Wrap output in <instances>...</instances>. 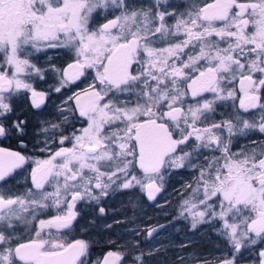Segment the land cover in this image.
Masks as SVG:
<instances>
[{
  "label": "snow or ice",
  "instance_id": "6c2138e0",
  "mask_svg": "<svg viewBox=\"0 0 264 264\" xmlns=\"http://www.w3.org/2000/svg\"><path fill=\"white\" fill-rule=\"evenodd\" d=\"M48 49L67 62L37 66ZM48 72L56 84L37 91L29 80ZM50 92L58 122L33 133L46 158L0 147V182L30 168L22 194L0 191V264H152L155 227L96 256L87 229L71 241L66 231L77 203L104 216L117 192L155 200L183 168L196 186L180 215L226 241L218 264H264V0H0V138L27 148L16 100L41 109Z\"/></svg>",
  "mask_w": 264,
  "mask_h": 264
},
{
  "label": "trees",
  "instance_id": "16d2710c",
  "mask_svg": "<svg viewBox=\"0 0 264 264\" xmlns=\"http://www.w3.org/2000/svg\"><path fill=\"white\" fill-rule=\"evenodd\" d=\"M180 0L176 1L179 2ZM184 1H181V3ZM56 50V49H55ZM56 52V51H55ZM40 56H37V61L39 62V66L41 68H47L49 59L45 62H40ZM51 62L55 63L58 67L62 66L67 62V58L64 57L63 54L54 55L51 58ZM51 72L46 73L44 80L36 79L35 87L40 91H49L50 85H55L56 80L54 77L51 76ZM52 99V97H50ZM57 96L54 94V98L56 99ZM54 100H51V102ZM59 101V99L57 100ZM16 111L17 114L20 115L22 119H27L28 126H27V133L28 135L25 137L26 143L28 145L33 144L35 135L33 134L35 130L38 128V116H37V109L31 108L30 99L26 102V100L19 98L16 100ZM69 128V130H71ZM0 145L15 148L19 145V142L15 138H0ZM34 152L31 150L29 151V155L31 157ZM30 172V168L26 170H19L16 174H13V177L8 183L9 189L3 190L5 195H19L25 191L26 186H30V181H26L25 177L28 176ZM175 171L171 170L170 174L166 175L164 178L163 186L161 188V193L159 192V196L156 200H148L146 195H141L139 192V198L136 207H132L133 199L129 197L134 192H128L127 194H123L120 192L115 193L112 197V201H110V206L113 210L110 212L109 208L107 213L104 216L99 215V209L97 206H86L87 213L85 214L86 218V225L88 230L87 238H91L94 241H98L96 246L93 248V255H99L100 253L106 252L109 248L107 241L109 239H117L118 243L125 244L127 241L130 240H140L143 242L145 237L147 236V230H141L139 236H131L128 227L131 220H134V223H137V226H152L157 229L158 235L161 233H165L166 231H170L171 228L175 226H180L177 232V235H171V239H164L162 243L159 244H152L151 246L156 249H159L158 254L154 257L152 264H181V261L184 257L192 255H202L205 253H210L211 250L218 252L219 250H225L229 255V247L226 241L216 233L214 228L206 229L202 234L198 233V229L193 230L190 224H185L184 222L181 223L180 220H176V216L180 215V194L177 196L175 195L176 189L179 188L178 182L175 181ZM187 174V173H185ZM183 177V182L189 183L192 180L191 176L185 175ZM163 189V190H162ZM137 191V190H136ZM135 191V192H136ZM172 192V195L170 194ZM169 193V196L167 197ZM173 197V198H172ZM182 197V196H181ZM111 198V196H110ZM128 199V205L125 207V211L121 210L120 208L123 207L120 202L125 201ZM165 198V199H164ZM169 198V200H166ZM119 199H122V201ZM131 199V200H130ZM118 201V203H117ZM105 203H101L100 206H106ZM98 218V222L93 223L92 219ZM117 220L120 222L117 223ZM122 221V222H121ZM115 222L118 225V230L115 232V229H111L112 231L109 234L101 233L100 228L102 225L106 223ZM133 223V224H134ZM97 224V225H96ZM96 225V226H94ZM163 226V227H160ZM190 227V228H189ZM218 227V226H216ZM127 228V233L124 231ZM157 234L153 235V238L158 236ZM184 237H188L187 241L189 244L181 246ZM153 242L152 238L150 242ZM179 245V246H178ZM142 246V245H141ZM202 258V256H200ZM131 261H128V263ZM184 264L187 262L184 261ZM239 264H248V261L241 260Z\"/></svg>",
  "mask_w": 264,
  "mask_h": 264
},
{
  "label": "rangeland",
  "instance_id": "374dc122",
  "mask_svg": "<svg viewBox=\"0 0 264 264\" xmlns=\"http://www.w3.org/2000/svg\"><path fill=\"white\" fill-rule=\"evenodd\" d=\"M176 1H178V0H174V3H181V1L186 2V0H180L179 2H176ZM145 2H151V0H145ZM58 54H63V53H62L61 50H58V49H56V50L55 49H48L45 52H41V53L36 54V56H38V57L40 56V59H41V60H39L40 62H42V61L45 62L48 59L52 58L54 55H58ZM33 62L36 63L37 66H39V64H38L39 62L37 61V58L34 59ZM50 74H51L52 77H54L52 73H50ZM35 81H36L35 78L32 79V80H29L30 83H33V86L34 87H35V83H34ZM83 87H85V84L84 83H81V87H79V88H83ZM79 88H77V87L75 88L74 87L71 90H69L70 88H66V90L64 89L65 90V95H71L73 92L78 91ZM36 90L37 91H40L38 89H36ZM64 90H62V92ZM50 93L51 94H55L58 98L61 96L60 93H55V92H50ZM29 96H30V94H29ZM53 100H55V101H52V102L50 101L49 102V100L47 98L46 101H45V104L42 105V107H41L42 109L40 111L42 114L37 115L39 122L42 121V120H45V119L50 120L53 123L58 122L57 117H59L60 114L56 110V108L54 107V102L56 104H59L60 101H56V99H53ZM27 101L28 100H26V102ZM221 111H223V110H221ZM219 119H221V117L220 116H217V120H219ZM39 122H38V124H39ZM65 134H69V133H65ZM44 138H45L44 134L41 133L39 136H37L36 141L43 142ZM57 139H58V136H57ZM246 144H247V141L245 139H240V140L234 142L233 151H237L238 149H240L241 147L245 146ZM37 159H43V157L40 156ZM173 171L176 172L175 173V181H177L178 182V185H179V188L176 189L175 195L178 196L180 194L182 196V197L180 196L181 199L179 201L180 202V205H181V208H180L181 209L180 210V213H181L183 211V201L186 200V199H192V189L195 188V186H196L195 179H194L195 172L191 168L176 169V170H173ZM185 173H187V174H185ZM184 174L192 177V180L189 183H187L185 181L183 182V177H186V176H184ZM188 185H192V188H189ZM138 192L139 191L137 190L136 192L132 193V195L129 196V197H131L133 199V204L131 205L133 208L136 207V204L138 202V200H136V199L139 198ZM170 194L172 195V192L171 191H170ZM114 195L115 194L110 195L111 198L105 197L101 201V203H103L104 201H106L107 211H108V208H109L110 212H112V210H113L109 206H110V201H112V197ZM158 196H159V193H157L156 199H157ZM168 196H169V193H168L167 197ZM107 198H109L108 199L109 201L107 200ZM128 199L129 198H127V200H125V201H122V199H119V202H120V200L122 201L120 203L123 206V207L120 208L121 210L125 211V207L128 205ZM166 200H169V198H166ZM117 203H118V201H117ZM185 215H187V213H185ZM176 217H177L176 220H180L181 223L184 222L185 224H188V223L190 224V218L189 219H184V217H182L181 215H177ZM117 221H119V220H117ZM112 223H115V222H112ZM112 223H106V224L102 225V227L100 228L101 233L109 234L112 230L109 229V228H107L106 225H108V224H111L112 225ZM133 223H134V220H131L130 221V224H129V227H128V230H129L131 236L134 235L133 234V230H136V231L148 230V229H150V228L153 227V225H152V226H147V227L146 226H144V227L142 226L141 228H139L140 226H137L136 225L137 223H134V224ZM216 226L219 227V225H216ZM179 227L180 226H175L174 228H171L170 231H166L165 233H161L160 235H158L155 238L152 237L153 242L151 241V245L153 243L154 244L162 243L164 241V239H171V235H174L176 237L179 236V234L177 235V232L179 230ZM209 228H213V227L211 225H209V224H201V225L198 226V233L199 234H202L206 229H209ZM106 229H107V231H105ZM128 230H127V228H125L124 231L127 233ZM117 231L118 230H116L115 232H117ZM216 233H217V231H216ZM149 239H151V238H149ZM187 239H189V238L183 236V240L180 241V242H182L181 244L182 245L189 244L188 243L189 241H187ZM200 256H202V258H200ZM227 256H228V253L225 250L222 249V250H219L218 252H215L214 250H211L210 253H205V254H202V255L195 254V255H192V257L187 256V257H184L183 260L187 262L186 264H202V261L203 260L208 259V260H211V261H215L216 264H218V260L219 259L225 258Z\"/></svg>",
  "mask_w": 264,
  "mask_h": 264
},
{
  "label": "flooded vegetation",
  "instance_id": "af4514ba",
  "mask_svg": "<svg viewBox=\"0 0 264 264\" xmlns=\"http://www.w3.org/2000/svg\"><path fill=\"white\" fill-rule=\"evenodd\" d=\"M78 84H79V87H81V83L80 82H77ZM76 88V86L75 85H73V86H69L68 88H70L69 90H71V89H73V88ZM66 90V89H65ZM65 90L63 91L64 92V94H65ZM50 97H52V99L50 98ZM53 98H54V94H49V97H48V100H49V102L51 101V100H53ZM58 100V97L56 98V101ZM55 101V100H54ZM42 109V108H41ZM41 109H37V111H38V113H37V115H40V114H42L40 111H41ZM81 125L79 124V123H75V127L76 128H79ZM66 128H67V131L65 132V133H70L71 131H72V129L71 130H69V128H71L72 126H70V125H66L65 126ZM36 139H37V136L35 135V138H33V140H34V142H33V144L35 143V141H36ZM33 144H31V145H28V143H27V148H21L20 147V144L18 145V146H16L15 148H9V147H6V146H3V145H0V147H4V148H8V149H10V150H14V151H22L23 153H25L26 155H29V151H33L34 152V154H32V156H33V158H35V159H37L38 157H40V156H42L43 158H46V156H47V153H40L38 150H36V149H34L33 148ZM30 156V155H29ZM19 170H17V172H18ZM12 178V177H11ZM11 178H9L10 180H11ZM8 179V180H9ZM8 183H9V181H7V183H2V182H0V191H3V190H8L9 189V187H8ZM49 190H51V189H49ZM163 190V189H162ZM3 193H5L4 191H3ZM161 193V192H160ZM109 198H110V196H109ZM109 198H107V200L109 199ZM109 201V200H108ZM104 203H105V201H104ZM106 205V204H105ZM104 208H105V210H106V212H105V214L107 213V207L106 206H103ZM76 210L80 213V216H78L77 217V221H74V227H73V230L72 231H66V238H67V240L68 241H71L72 239H76V238H81L82 237V232H81V229L82 228H84V229H86L87 228V225H86V218H85V214L87 213V208H86V205L84 204V203H77V208H76ZM99 212V211H98ZM92 222L93 223H95V222H98V218H94V219H92ZM97 225V224H96ZM96 225H94V226H96ZM118 228V225H116V223H112V227L111 228H109V229H117ZM105 231H107V229L105 230ZM84 238H87V237H84ZM128 264H131L130 262L128 263Z\"/></svg>",
  "mask_w": 264,
  "mask_h": 264
}]
</instances>
